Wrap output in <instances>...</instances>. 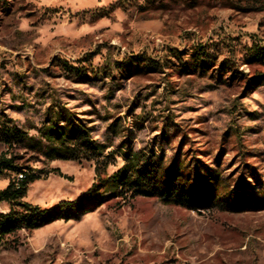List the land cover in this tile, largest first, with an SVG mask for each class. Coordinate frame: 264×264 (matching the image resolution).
<instances>
[{"label": "rangeland", "instance_id": "rangeland-1", "mask_svg": "<svg viewBox=\"0 0 264 264\" xmlns=\"http://www.w3.org/2000/svg\"><path fill=\"white\" fill-rule=\"evenodd\" d=\"M254 44L264 46V0H0V124L25 135L11 156L62 175L30 184L24 201L87 202L0 245V264H264V64L250 61ZM193 49L213 63H196ZM67 118L106 147L103 180L123 166L118 152L154 154L190 183L217 175L214 205L106 196L95 160L45 155L48 122L64 128ZM7 184L1 176L0 190Z\"/></svg>", "mask_w": 264, "mask_h": 264}, {"label": "trees", "instance_id": "trees-1", "mask_svg": "<svg viewBox=\"0 0 264 264\" xmlns=\"http://www.w3.org/2000/svg\"><path fill=\"white\" fill-rule=\"evenodd\" d=\"M251 49L250 61L264 64V46L254 44ZM174 56H178V53ZM191 57L200 65L204 62L213 63L208 59L209 56L204 60V54L197 49H193ZM136 60L147 70L156 69L157 63L152 59L137 56ZM213 67L214 65H211V68ZM64 121L67 123L64 128L48 122L42 134L48 143L45 155L50 160H95L96 177L100 183H104L106 196L114 198L123 194L129 195L132 199L158 196L167 203L192 211L214 205L213 202L218 197L217 190L222 187L217 175L211 170H206L202 179L205 181L195 180L190 183L186 170L180 164L166 168L163 158L155 157L154 154L118 152L124 162L123 166L103 180L101 177L105 173L106 164L99 159L106 147L95 144L90 139L88 131L76 120ZM24 140L25 135L20 129L0 124V143L6 147L5 152L0 154V177H8L7 186L0 190V204L7 205V211L0 213V245L3 246L14 247V241L21 232H32L61 218L72 219L86 210L87 202L82 198L78 201L62 202L51 209H41L24 201L28 186L33 182L48 177L50 173L62 176L58 169L43 173L40 170H26L16 164L14 157L11 156L12 151ZM43 147L39 145L38 150ZM229 195H232L231 192Z\"/></svg>", "mask_w": 264, "mask_h": 264}]
</instances>
